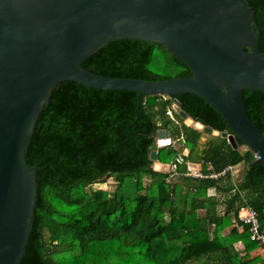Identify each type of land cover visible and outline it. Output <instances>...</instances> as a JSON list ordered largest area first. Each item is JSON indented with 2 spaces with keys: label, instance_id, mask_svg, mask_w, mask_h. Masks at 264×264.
Instances as JSON below:
<instances>
[{
  "label": "trees",
  "instance_id": "trees-1",
  "mask_svg": "<svg viewBox=\"0 0 264 264\" xmlns=\"http://www.w3.org/2000/svg\"><path fill=\"white\" fill-rule=\"evenodd\" d=\"M246 2L254 11L258 51L264 52V0ZM81 66L103 76L147 80L190 75L165 46L139 39L111 41ZM174 100L194 121L231 132L194 93L141 95L138 103L137 93L129 90H99L72 81L52 89L25 154L27 165L37 164L36 194L18 264H264V256L251 254L264 247L249 239L238 218L245 200L264 233L263 164L247 148L240 149L245 145L239 137L233 149L219 135L186 126L176 109L171 118L166 112ZM242 100L264 135V91L244 89ZM160 128L169 129L180 146L158 147ZM202 136L206 140L200 147ZM151 150L158 151L159 162L174 164L176 174L154 170ZM201 159L217 171L241 164L244 173L235 182L229 172L217 180L183 175L185 161ZM109 177L115 180L113 191L89 188Z\"/></svg>",
  "mask_w": 264,
  "mask_h": 264
},
{
  "label": "water",
  "instance_id": "water-1",
  "mask_svg": "<svg viewBox=\"0 0 264 264\" xmlns=\"http://www.w3.org/2000/svg\"><path fill=\"white\" fill-rule=\"evenodd\" d=\"M255 28L246 0H0V264H18L23 255L37 167L26 164L25 154L40 111L62 81L134 91L138 103L141 95H199L231 132L194 121L174 100L183 123L225 138L233 149L239 137L264 166V135L242 100L244 89L264 91V52L258 51ZM118 39L161 44L190 75L147 80L103 76L81 66ZM155 138L158 147L172 140L165 128ZM149 158L154 170L168 172L157 150Z\"/></svg>",
  "mask_w": 264,
  "mask_h": 264
},
{
  "label": "built area",
  "instance_id": "built-area-1",
  "mask_svg": "<svg viewBox=\"0 0 264 264\" xmlns=\"http://www.w3.org/2000/svg\"><path fill=\"white\" fill-rule=\"evenodd\" d=\"M173 110H175V103L172 104L171 108L167 109V114L173 118ZM171 143H177L175 140H171ZM184 154V149H183ZM179 162L182 161L180 157L177 159ZM185 170L183 172L184 176L198 178V179H220L226 175L227 172L230 173V177L235 182L237 177V170L235 166H226L222 170L217 171L214 169L213 165L204 159L199 160L197 163H191L189 160L185 161ZM169 176L176 174L175 165L169 164L168 168ZM243 206L240 207L238 214L239 221L241 225H246L248 228V235L251 241H256L258 244L264 247V233L260 231L259 219L257 212L253 207L247 204L244 200ZM262 248V247H260Z\"/></svg>",
  "mask_w": 264,
  "mask_h": 264
},
{
  "label": "rangeland",
  "instance_id": "rangeland-1",
  "mask_svg": "<svg viewBox=\"0 0 264 264\" xmlns=\"http://www.w3.org/2000/svg\"><path fill=\"white\" fill-rule=\"evenodd\" d=\"M180 117V116H179ZM180 120H182V118L180 117ZM202 140V139H201ZM204 141V140H203ZM177 147L178 146H180V145H176ZM246 147L245 146H243V147H241L240 149L243 151L244 149H245ZM184 154H186L185 152H184ZM241 167V168H240ZM243 168H244V165H240L239 167H238V169L240 170L241 169V171H242V174L244 173V170H243ZM239 174H240V171H239ZM238 175V174H237ZM114 187H115V180L113 179V177H109L108 179H107V181L106 182H104V183H100V184H94V185H92L91 187H89L90 189H97V188H101V189H105V190H107V191H113L114 190ZM213 191H211L210 193H212ZM258 250H259V248H258Z\"/></svg>",
  "mask_w": 264,
  "mask_h": 264
},
{
  "label": "crops",
  "instance_id": "crops-1",
  "mask_svg": "<svg viewBox=\"0 0 264 264\" xmlns=\"http://www.w3.org/2000/svg\"><path fill=\"white\" fill-rule=\"evenodd\" d=\"M201 139H202V140H201ZM203 140H204V141H203ZM205 140H206V136H202V137L200 138V140H199V142L201 143L200 147H202V144L205 142ZM176 145H178V144L175 143V146H176ZM184 152L187 153V149H184ZM184 155H185V154H184ZM240 165H241V164L235 166V170H237V174H238V176L240 175V174H239V171H240V173H241V169H240V170L238 169V167H239ZM240 168H241V167H240ZM240 229H241V226H240ZM235 246H236V248H237L238 250H240V251L243 252V248H244V246H243V244H242L241 242L236 243ZM251 254H260V255L264 256V252H263V250H261V249L258 250V248L255 249V250H253V251L251 252Z\"/></svg>",
  "mask_w": 264,
  "mask_h": 264
},
{
  "label": "bare ground",
  "instance_id": "bare-ground-1",
  "mask_svg": "<svg viewBox=\"0 0 264 264\" xmlns=\"http://www.w3.org/2000/svg\"><path fill=\"white\" fill-rule=\"evenodd\" d=\"M186 123H189L190 125H194L195 127H200L199 123H196L188 118L186 119Z\"/></svg>",
  "mask_w": 264,
  "mask_h": 264
},
{
  "label": "clouds",
  "instance_id": "clouds-1",
  "mask_svg": "<svg viewBox=\"0 0 264 264\" xmlns=\"http://www.w3.org/2000/svg\"><path fill=\"white\" fill-rule=\"evenodd\" d=\"M176 109V108H175Z\"/></svg>",
  "mask_w": 264,
  "mask_h": 264
}]
</instances>
